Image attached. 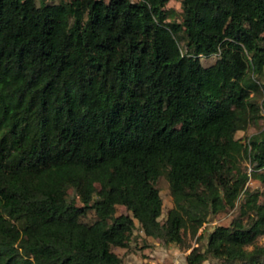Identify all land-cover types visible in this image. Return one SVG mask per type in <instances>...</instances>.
I'll use <instances>...</instances> for the list:
<instances>
[{
    "label": "trees",
    "instance_id": "obj_1",
    "mask_svg": "<svg viewBox=\"0 0 264 264\" xmlns=\"http://www.w3.org/2000/svg\"><path fill=\"white\" fill-rule=\"evenodd\" d=\"M166 1L0 0V264H124L133 219L186 248L235 199L184 260L264 264V0Z\"/></svg>",
    "mask_w": 264,
    "mask_h": 264
},
{
    "label": "rangeland",
    "instance_id": "obj_2",
    "mask_svg": "<svg viewBox=\"0 0 264 264\" xmlns=\"http://www.w3.org/2000/svg\"><path fill=\"white\" fill-rule=\"evenodd\" d=\"M38 1L39 0H35L36 3ZM165 6L170 7L174 13L179 10L178 0H167L165 2ZM215 56L216 53L199 55V59L202 64H208L214 60ZM261 80L264 81V74L261 76ZM251 92L253 97L257 101H260V94L257 91H250V93ZM259 112H262L261 109ZM262 122V116H257V119L254 122L248 119L241 127L235 129L233 134L241 141H244L248 137H251L255 134L256 130L261 127ZM242 163L246 164V169L248 170V163L246 161H242ZM257 170L264 174V165L259 167ZM154 184L156 185L161 198L160 213L158 218L162 219L165 215L166 209L171 205V197L168 191L167 181L162 174H159L156 177ZM244 186L251 190L256 188L261 191L264 190V180L249 175L244 182ZM68 192H71L70 188H68ZM261 196L262 195H258L259 200ZM237 202L238 200L235 199V204L233 206L226 207L215 214H211L204 222H202L198 226L197 231L202 229L203 236L196 240H194L193 237L187 238L189 241V246L186 248L179 246L174 242L163 243L160 238L144 235L139 228L136 219H133L135 225L129 236L127 245H113L111 246V249L120 257L121 262L124 264H187L184 260L185 252H187L192 245H197L199 248H202L205 243L207 231L216 223H227L231 215L237 210ZM119 211H125V208L122 204H116L115 206V212ZM91 216L92 212L89 211L85 217L88 219ZM254 242L264 243V232L257 234L255 236ZM246 247H250V244L246 245ZM213 260H215V258L211 255H208L207 258L203 259L199 264H211Z\"/></svg>",
    "mask_w": 264,
    "mask_h": 264
}]
</instances>
